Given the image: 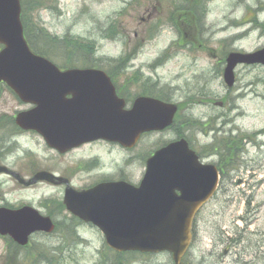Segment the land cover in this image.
Segmentation results:
<instances>
[{
	"label": "rangeland",
	"instance_id": "obj_1",
	"mask_svg": "<svg viewBox=\"0 0 264 264\" xmlns=\"http://www.w3.org/2000/svg\"><path fill=\"white\" fill-rule=\"evenodd\" d=\"M186 1L40 0L33 6L27 16L30 41L37 48H45L59 67H67V54L44 46L47 38H37L38 31L57 39L60 46V41L68 37L92 47L71 56L76 65L90 64V52L95 54L93 60L122 58L134 63L135 68L129 66L120 79L130 94L134 96L136 89L178 104V120L164 132L146 135L130 150L96 143L60 154L36 132L1 136L2 131L10 130L9 119L29 107L3 86L0 137L11 148L10 153L1 156L4 146L0 145V164L27 179L39 171H48L67 179L75 189L101 179L121 178L138 184L146 169V159L168 142L185 137L216 165L219 158L215 154L221 153L225 157L221 164L226 165L216 195L195 220L196 237L186 263L264 264V66H237L236 82L229 88L223 77L225 66L219 60L226 52L264 48V0L203 3L205 9L211 8L207 20L216 23L217 31L201 36L194 33L195 19L181 14V8H177ZM173 9L177 16L172 23L187 38L185 45H178L180 37L174 31L171 37L167 30ZM255 12L258 15L251 18ZM247 27L253 28L248 35L242 33ZM192 99L194 105L183 103ZM219 102L224 105L219 106ZM64 192L65 185L39 182L25 187L0 174V207L30 206L62 224L53 235H33L30 244L22 249H15L9 237L0 235V264H43L37 258L42 248L51 250L52 264H99L107 254L112 258L103 233L94 225L76 222L65 209ZM72 227L77 231L73 236L69 233ZM125 261L173 264L169 253H127Z\"/></svg>",
	"mask_w": 264,
	"mask_h": 264
},
{
	"label": "water",
	"instance_id": "obj_2",
	"mask_svg": "<svg viewBox=\"0 0 264 264\" xmlns=\"http://www.w3.org/2000/svg\"><path fill=\"white\" fill-rule=\"evenodd\" d=\"M21 10L20 0H0V87L6 84L32 106L17 114L18 126L39 133L49 147L65 153L100 139L133 148L144 133L173 124L176 104L140 97L126 109L103 70H62L34 53L24 35ZM256 63L264 65V48L230 53L224 71L227 86L235 84L237 65ZM1 173L13 175L26 186L40 181L65 184L66 209L97 226L108 247L121 253L169 252L174 264H182L196 215L214 196L220 178L216 166L202 164L185 138L147 159L139 185L121 180L75 189L67 179L48 171L28 180L4 165H0ZM54 229L53 219L33 207H0V235L21 246L28 245L33 234Z\"/></svg>",
	"mask_w": 264,
	"mask_h": 264
},
{
	"label": "flooded vegetation",
	"instance_id": "obj_3",
	"mask_svg": "<svg viewBox=\"0 0 264 264\" xmlns=\"http://www.w3.org/2000/svg\"><path fill=\"white\" fill-rule=\"evenodd\" d=\"M207 1H210V0H187L186 3H182L180 6H178L177 8H181L182 10V13L181 14H185L186 17H193L195 19V27H194V33H197L198 36H201L203 34H206L208 31H212L213 34L216 33L217 29H214L215 27V22L213 20L209 21L207 20L208 16H209V13L211 11V8L209 9L207 7V9H205L203 7V3L207 2ZM202 8L204 9V11L202 10ZM259 10H260V7H259ZM255 15L257 16L258 15V12H255L254 14H252L251 18H254ZM177 15L175 14L174 12V9L173 11L171 12V15L168 16V25H167V30L169 31V35L172 37L174 34V32H176V34L180 37V40L178 41V45H185L184 42L187 40V38H185L181 33H180V29L178 30L177 28V25H173V18L176 17ZM170 21V22H169ZM243 24H246L247 23V20L246 19H243L242 21ZM253 22L251 21L250 24H252ZM253 30L252 27H247L245 28L242 33L243 34H247L248 32H251ZM261 30H262V27H261ZM185 31V30H184ZM191 31V30H189ZM171 33V34H170ZM193 33V32H192ZM248 35V34H247ZM185 36L188 37L187 33L185 32ZM175 39H173V42H174ZM200 40V39H199ZM198 40V41H199ZM187 45V44H186ZM201 45V44H200ZM172 51H169V53H171ZM94 52H90V58H91V61H90V65L88 66H82V67H86V68H95V69H101V70H104L105 73L109 76V78L111 79L112 81V84L115 88V92H116V95L118 98L120 99H123L125 101V107L126 108H131L133 103L136 101V99L140 98V97H154V98H157L155 96L151 94H147V92L145 91H142V92H139L138 90L136 89H133L131 88L130 90H135V95L132 96L130 93V91L127 89V85L124 84L123 81H121L120 79L122 78V74L121 73H125V70H127V68L129 66L135 68V64L134 63H130L129 61H125L124 59L122 58H119V59H107V60H102V59H99V60H96L93 58L95 57V54L93 55ZM229 53H225L224 56H223V59H219L220 60V63L222 66H226L227 64V56H228ZM131 56V55H129ZM96 58V57H95ZM126 58H130L128 56H126ZM98 63L102 64V65H99ZM104 65V66H103ZM127 65V66H126ZM260 65V64H258ZM141 67L142 65H139L138 68H140L141 70ZM5 86L4 84L2 85V87ZM130 86V85H129ZM1 87V88H2ZM155 95V94H154ZM195 100H191V102L187 103L186 101H184L183 103L184 104H192L194 105V102ZM12 118V119H11ZM9 119V122H10V125L8 126L9 127V131H2V135L1 136H4L6 134L11 135L13 136V134H16V135H20V134H23V133H26V132H29V131H25L23 129H21L17 124H16V121H15V116L11 117ZM1 126V124H0ZM170 129V128H168ZM166 129V130H168ZM164 130V131H166ZM162 131V132H164ZM11 132V133H10ZM155 132H148V133H145L142 135L141 139L143 137H145L146 135H151ZM7 137V136H6ZM18 138V136H16ZM178 139V138H177ZM2 140L3 138L0 137V145H3L4 147L2 148L3 150L1 151V156H4V152H8L10 153V151H8V148H11V145L9 146H5L3 143H2ZM96 143H108L110 144L111 146L113 147H117V148H122V149H126L124 147H120L119 144L117 143H114V142H109V141H106V140H103V139H100V140H96V141H92V142H88V143H85V144H82L80 145L79 147H82L84 145H92V144H96ZM190 144V143H189ZM118 145V146H116ZM79 147H76V148H79ZM190 147L192 149H194L197 153V155L199 156V159L202 163H214V161L210 160V156H203L201 153H199L200 150H197L196 147H194L192 144H190ZM76 148H73V149H76ZM73 149L65 152V153H60L59 151H57L58 153L60 154H66L70 151H72ZM127 150H130V149H127ZM201 152V151H200ZM154 153V152H153ZM152 155V154H151ZM150 155V156H151ZM218 158H219V162L217 163V168L219 170V173L221 175V172H224V170L226 169V165L224 164H221L222 161H224L225 157L223 158V156L221 155V153H219L217 151V153L215 154ZM149 156V157H150ZM148 157V158H149ZM147 158V159H148ZM95 159V158H93ZM146 159V161H147ZM252 162L255 161L254 158L251 159ZM146 161H145V164H146ZM145 173V172H144ZM9 177H12L14 180L17 181V179L10 175ZM118 180H122L121 178L118 179ZM125 180V179H123ZM108 181H116V180H111V179H101V180H98L96 181L95 183L91 184L90 186L88 187H93L99 183H102V182H108ZM18 182V181H17ZM23 186V185H22ZM204 208V207H203ZM203 208H201V210L197 213L196 217H198L201 212L203 211ZM250 216V215H249ZM249 216L247 215V219L249 221L250 218ZM78 221H80L79 223H82L84 225H92L90 223H85L84 221H82L81 219L79 220V218H76ZM252 222V221H251ZM182 264H187L186 263V259L183 261Z\"/></svg>",
	"mask_w": 264,
	"mask_h": 264
},
{
	"label": "trees",
	"instance_id": "obj_4",
	"mask_svg": "<svg viewBox=\"0 0 264 264\" xmlns=\"http://www.w3.org/2000/svg\"><path fill=\"white\" fill-rule=\"evenodd\" d=\"M39 1L40 0H21V5H22V22H23V25H24V31H25V36L28 40V43L30 45V47L32 48V50L34 52H36L37 54H40V55H43V56H46L50 59V56L46 53L47 51L45 50V48H37L34 46V43L30 41V37H29V34H28V30H27V16H28V12L30 11V9L33 7V6H36L39 4ZM44 36L47 38V40L43 43L44 46H47V48H55V49H60L62 53L64 54H67V58H66V61L69 62L67 63V65H64V66H73V65H76L74 63L71 62V56L74 55V54H80L81 51H84L83 49L85 48H91L92 47H89L88 45L80 42V41H74V40H70L68 37L63 40V41H60L62 44L61 46L59 45L57 39L55 40L54 38L52 37H49L47 34H44V33H40V31H38V34H37V38H40V39H43ZM68 49L70 52L67 53V50ZM84 62V61H83ZM82 62V63H83ZM81 63V62H79ZM84 65H90L86 62L83 63ZM177 118L173 124V126L175 125V123H177ZM193 123L195 124L196 122L193 121ZM179 133V132H178ZM180 134V133H179ZM233 148V147H232ZM235 149V148H233ZM64 205V204H63ZM65 207V206H64ZM73 219L77 222V219L75 217H73ZM62 228V224L61 223H57L56 224V229L53 233L51 234H45L46 236H50V235H53L55 232L57 231H60V229ZM66 233V232H65ZM71 236L74 235V233H77L76 231V228L72 227V231L69 232ZM194 236H195V233H194ZM77 239V237H76ZM78 240V239H77ZM83 242L81 241V244ZM79 244V242H78ZM12 246L15 247V249H22V248H25V247H21L19 246L18 244H16L15 242L12 241ZM31 247V246H30ZM33 248V247H32ZM112 255V258L113 256L115 257L113 260H111L112 258H110V256H107L106 257H103V259L100 260L99 264H126V261H125V255L127 253H139V252H123V253H119V252H115L113 251L112 249H108ZM58 250L54 249V252H57ZM34 256H35V253L33 252L31 254V261L33 263V260H34ZM38 260H41L43 262V264H52L53 261H54V257L52 256L51 254V250H48V249H45V248H42V250L40 251V257H37ZM172 261V259H171ZM35 264H39V263H35Z\"/></svg>",
	"mask_w": 264,
	"mask_h": 264
}]
</instances>
